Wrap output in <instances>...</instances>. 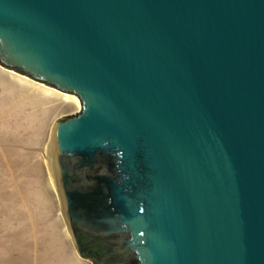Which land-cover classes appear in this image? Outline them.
Segmentation results:
<instances>
[{"label": "water", "instance_id": "obj_1", "mask_svg": "<svg viewBox=\"0 0 264 264\" xmlns=\"http://www.w3.org/2000/svg\"><path fill=\"white\" fill-rule=\"evenodd\" d=\"M0 67L73 95L53 163L90 264H264V0H0Z\"/></svg>", "mask_w": 264, "mask_h": 264}, {"label": "rangeland", "instance_id": "obj_2", "mask_svg": "<svg viewBox=\"0 0 264 264\" xmlns=\"http://www.w3.org/2000/svg\"><path fill=\"white\" fill-rule=\"evenodd\" d=\"M73 97L0 67V264H90L67 231L53 163V125L78 112Z\"/></svg>", "mask_w": 264, "mask_h": 264}, {"label": "bare ground", "instance_id": "obj_3", "mask_svg": "<svg viewBox=\"0 0 264 264\" xmlns=\"http://www.w3.org/2000/svg\"><path fill=\"white\" fill-rule=\"evenodd\" d=\"M73 99H74V100L78 103V105H79V102H78L77 98L73 97Z\"/></svg>", "mask_w": 264, "mask_h": 264}, {"label": "flooded vegetation", "instance_id": "obj_4", "mask_svg": "<svg viewBox=\"0 0 264 264\" xmlns=\"http://www.w3.org/2000/svg\"><path fill=\"white\" fill-rule=\"evenodd\" d=\"M86 261V260H85ZM90 263V262H89Z\"/></svg>", "mask_w": 264, "mask_h": 264}]
</instances>
